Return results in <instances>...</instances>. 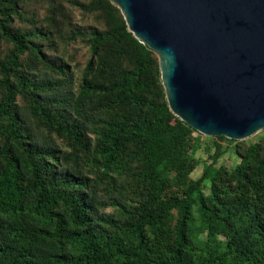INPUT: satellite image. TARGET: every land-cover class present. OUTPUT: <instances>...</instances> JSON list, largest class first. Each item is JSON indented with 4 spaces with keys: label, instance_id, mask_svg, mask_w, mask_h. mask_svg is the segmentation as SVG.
<instances>
[{
    "label": "trees",
    "instance_id": "trees-1",
    "mask_svg": "<svg viewBox=\"0 0 264 264\" xmlns=\"http://www.w3.org/2000/svg\"><path fill=\"white\" fill-rule=\"evenodd\" d=\"M26 1L0 0V264H264V136L206 137L176 117L158 54L111 0L70 1L106 24L69 32L90 52L74 86L48 56L61 9L49 30L14 31ZM198 153L211 163L193 179Z\"/></svg>",
    "mask_w": 264,
    "mask_h": 264
},
{
    "label": "water",
    "instance_id": "water-1",
    "mask_svg": "<svg viewBox=\"0 0 264 264\" xmlns=\"http://www.w3.org/2000/svg\"><path fill=\"white\" fill-rule=\"evenodd\" d=\"M160 58L172 113L206 137L264 130V0H111Z\"/></svg>",
    "mask_w": 264,
    "mask_h": 264
},
{
    "label": "rangeland",
    "instance_id": "rangeland-1",
    "mask_svg": "<svg viewBox=\"0 0 264 264\" xmlns=\"http://www.w3.org/2000/svg\"><path fill=\"white\" fill-rule=\"evenodd\" d=\"M70 1L71 0H27L22 6L24 19L22 20L20 18H16L13 29L14 31L20 32L35 31L37 28L49 30V21L47 19L53 15L51 13L52 9H61L60 11H56L57 14H54V16H56L57 25L62 32L63 38L59 39V37H57V41L52 45L53 48L48 50V56L53 59L61 57L65 60L67 65L70 66L71 72L74 73L75 81L73 82V85L77 87V81L81 77L86 63L90 58V52L88 47L83 44L82 39L70 42L68 39L69 32L71 29H79L84 32L93 29H105L106 24L103 15L85 14L76 7L72 6ZM78 1L87 3L91 0ZM11 49V45L6 42H1L0 59L5 58ZM35 65L37 68H40L38 64L35 63ZM40 71H43L42 75L45 73V70ZM43 79L57 80V76L56 74L49 72V74L43 75ZM1 98L2 93L0 92V99ZM34 131L39 132V128L34 129ZM44 131L45 132L43 134L46 139L53 144L57 150H62L63 153L67 155L70 153L68 144L64 139H61L53 134L50 135L46 130ZM261 132L250 139L252 141L259 140L260 137L264 136V133ZM197 157L200 162L198 161V166L191 175L193 179H198L201 176L203 172V163H211L208 154L198 153ZM221 164L230 168L237 164V159L233 153L228 154L220 160L218 165ZM107 213L111 214L114 213V211L113 209H108Z\"/></svg>",
    "mask_w": 264,
    "mask_h": 264
}]
</instances>
